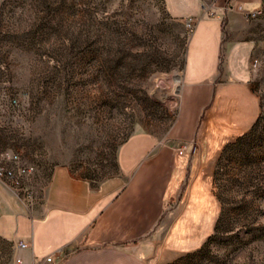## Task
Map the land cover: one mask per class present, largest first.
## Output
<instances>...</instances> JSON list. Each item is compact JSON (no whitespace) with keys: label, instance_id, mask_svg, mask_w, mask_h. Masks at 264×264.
I'll return each instance as SVG.
<instances>
[{"label":"rangeland","instance_id":"1","mask_svg":"<svg viewBox=\"0 0 264 264\" xmlns=\"http://www.w3.org/2000/svg\"><path fill=\"white\" fill-rule=\"evenodd\" d=\"M202 9L214 12L212 0ZM241 22L259 115L216 161L211 235L172 264H264V0ZM193 26L165 0H0V153L34 169L18 191L27 211L41 205L55 168L103 180L132 132L171 128L181 94L173 93L175 74L187 63ZM7 223L0 220V231ZM11 259L0 240V264Z\"/></svg>","mask_w":264,"mask_h":264},{"label":"crops","instance_id":"2","mask_svg":"<svg viewBox=\"0 0 264 264\" xmlns=\"http://www.w3.org/2000/svg\"><path fill=\"white\" fill-rule=\"evenodd\" d=\"M165 1L175 17L194 21L174 124L164 135L132 132L117 149L115 174L103 180L55 168L31 212L0 184V220L8 222L0 240L29 244L15 254L21 264H172L211 235L216 161L259 115L246 80L252 44L236 28L263 0H212L209 16L204 0Z\"/></svg>","mask_w":264,"mask_h":264},{"label":"built area","instance_id":"3","mask_svg":"<svg viewBox=\"0 0 264 264\" xmlns=\"http://www.w3.org/2000/svg\"><path fill=\"white\" fill-rule=\"evenodd\" d=\"M258 12L253 14H246V19L257 15ZM191 22V20H190ZM256 64V62H255ZM19 157L12 152L0 153V184L10 189L14 195L18 198V191L21 189L24 182H29L33 176L34 169L32 167H23L19 164ZM10 163L11 165H8ZM13 164L15 166H13ZM30 197V193L27 194ZM22 203V201H20ZM23 204V203H22ZM9 249L12 255L11 264H21V260L15 256L18 251L30 249L29 244L24 242L12 243L9 245ZM15 256V257H14ZM52 256L45 258V263H50ZM38 264V263H36Z\"/></svg>","mask_w":264,"mask_h":264},{"label":"bare ground","instance_id":"4","mask_svg":"<svg viewBox=\"0 0 264 264\" xmlns=\"http://www.w3.org/2000/svg\"><path fill=\"white\" fill-rule=\"evenodd\" d=\"M181 83H182V73L176 72L175 74V88L173 90V93L176 95L178 92H180L181 89ZM162 97V96H161ZM166 98V97H165Z\"/></svg>","mask_w":264,"mask_h":264},{"label":"trees","instance_id":"5","mask_svg":"<svg viewBox=\"0 0 264 264\" xmlns=\"http://www.w3.org/2000/svg\"><path fill=\"white\" fill-rule=\"evenodd\" d=\"M184 62H185V60H184ZM255 125V124H254Z\"/></svg>","mask_w":264,"mask_h":264}]
</instances>
